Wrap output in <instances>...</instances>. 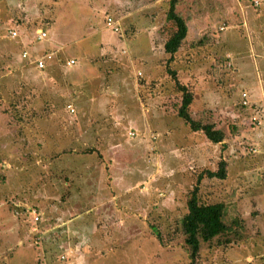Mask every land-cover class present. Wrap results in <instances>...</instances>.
I'll use <instances>...</instances> for the list:
<instances>
[{
	"label": "rangeland",
	"instance_id": "obj_1",
	"mask_svg": "<svg viewBox=\"0 0 264 264\" xmlns=\"http://www.w3.org/2000/svg\"><path fill=\"white\" fill-rule=\"evenodd\" d=\"M217 2L229 17L211 23ZM259 2L251 15L242 0H180L188 41L170 59L167 0H0V264H188L178 226L196 185L240 224L226 245L201 243L197 264H264V84L251 108L239 105L243 56L264 47ZM52 40L81 65H22L23 45ZM171 70L192 93L191 116L221 129V142L178 117ZM220 161L225 177H208Z\"/></svg>",
	"mask_w": 264,
	"mask_h": 264
},
{
	"label": "trees",
	"instance_id": "obj_2",
	"mask_svg": "<svg viewBox=\"0 0 264 264\" xmlns=\"http://www.w3.org/2000/svg\"><path fill=\"white\" fill-rule=\"evenodd\" d=\"M167 1H168V9L164 14L165 15L164 21L165 23L167 22L166 24L167 30H169L170 32L168 33L167 36L166 35L164 36L163 50L165 53L170 54V59H171L173 58L172 56H174V54L180 49L182 44L188 41L187 35L189 31L190 18L188 17V15H183L182 13L178 12L177 6L180 0H167ZM242 1L244 2V4L246 5L248 4L250 8L248 9V11L251 12V15H254V13L257 10H259V5H260L259 0H242ZM222 3L225 4V2ZM200 5L201 3L199 4V6ZM221 5H222L221 2H217L214 3L212 5V8H210L209 10L206 9L205 12H208L211 15V16L210 15L208 16V14L204 15L208 21L212 23L215 20L219 21L221 19H224V17L225 20L228 19L226 17H229L228 15L229 12L227 8L223 10ZM195 8L197 7L194 5V9H193L194 11L192 10V13L198 16L201 13H197ZM214 13H216L215 16H213ZM11 31H9L10 37L12 36ZM165 33L166 31L164 29V34ZM15 36H12L11 38H15ZM36 39L38 41L41 40V38H38V34H36ZM203 41H204V37L198 39L195 43L191 42L190 46H200L202 45ZM30 47L32 46L29 45L27 50L23 45V49L21 52L22 60L25 62H30V64H27L28 67L33 65L35 68L39 70H43L45 67L46 60L49 59H44V66L42 68L37 67V60L43 58L48 53L51 54V58H50L51 60H53L52 58H58L55 52L49 49H45L42 52L40 51L38 53L35 50L31 53ZM22 65L27 66L26 63H23ZM170 73L175 80V86L177 87V90L181 93V103L177 109L178 117H180L186 124H188V126L192 131H200L206 140L212 143L221 142L224 139V133L221 129L216 128L211 122H202L200 120L194 119L191 116L189 112V106L192 103V93L187 89L186 85L181 84L178 81V79L176 78V72L174 70H171ZM242 93H245L246 97H245V102H242V100L239 102L240 107L244 109L251 108L252 103H250L247 92L242 91L241 94ZM256 109L254 110L252 109V111L250 112L252 115L253 114L254 115L251 117L249 121L250 124H252L255 127L262 124L261 118H259L258 115H255V113L258 111V109L257 110ZM88 151L91 152L90 148L88 150H83L82 152H88ZM225 170H226L225 161H220L218 169L216 171L204 170V172L208 177L224 178ZM201 177L202 174H199L197 176L198 178L197 181H200ZM66 179L67 177H65V180ZM197 192H198V186L196 185L190 191V195L186 200V211L179 219V226H178V228L183 233L182 235L184 236V243L186 245L188 258H189L188 264H197V255L199 253L201 243L216 239L217 245H226L234 239L232 235L238 234L239 232L238 229L240 227V224L236 218L232 219L229 223L225 221L224 219L225 205L222 201L213 202V203H204L200 201ZM38 219L39 218H37V220Z\"/></svg>",
	"mask_w": 264,
	"mask_h": 264
},
{
	"label": "crops",
	"instance_id": "obj_3",
	"mask_svg": "<svg viewBox=\"0 0 264 264\" xmlns=\"http://www.w3.org/2000/svg\"><path fill=\"white\" fill-rule=\"evenodd\" d=\"M57 21H59V19ZM59 23L60 22L55 24V27H54L55 31L58 29L57 25ZM70 26L71 25H69L68 28H70ZM71 28L74 29V27H71ZM11 30H15V29L14 28L9 29V31H11ZM39 31H43V32L46 33V35L43 38H41L40 41L46 40L47 39V31L44 28H42V27L38 28L35 31V36L33 38L36 39V34H38ZM146 34H148V43L149 42L152 43L153 39H154V36L152 38V35H151L152 33H150V31L148 33H146ZM17 36H18V32L16 31V36L15 37H17ZM102 41H106L105 38H103ZM115 42H116V40H115ZM122 42H124V41L120 40V43H122ZM43 43H45V42H42L40 44H35L34 46L30 45V43H29V45L32 46V47H30L31 48V50H30L31 53L33 51H35V50L38 53L40 51L42 52L45 49H49V50L55 52V54L58 56V58H52L53 60H51V59L46 60L45 67H44L43 71L48 69L49 64H51V62H57V64L60 67H66V68H69V69L74 67V65H77V67L81 65L80 64V60L78 58H76L75 55L74 56H70V55L69 56H66V55L64 56V50H62L61 46L58 44V42L56 40H52L51 42H49L50 44L49 43L43 44ZM256 44L259 47H257L253 51L250 50L249 53L246 54V56H243L244 58H246L245 60L247 61L248 64H247V67H244V69L241 70L242 74H241V77H240L241 78L240 79V83H241V85L243 87V90L247 92L248 98H249V100L251 99V101H252V99L255 100V98H256L254 90L261 89L263 91V84H264V80L261 78L263 68L258 66V63L261 64V65H262V63H264V59H263L264 56H261V54H259L261 52V50H263L264 47H263V45H262L260 40H256ZM28 47L25 46V49L28 50ZM163 52H164V50H163ZM154 53H155L154 52V46L153 45L152 46L149 45L148 46V50H145V54H146L147 58L145 60H143L144 63L148 62L147 65H149L151 62L153 63ZM60 57H63V58H60ZM58 60H60V61H58ZM68 60H73L74 62L72 64L67 65L65 62L68 61ZM254 62L256 63V65H255ZM249 64L251 65V67L248 66ZM24 67L26 69L27 68H31V67H28V66H24ZM237 69H239V68H235V70H237ZM90 83H91V81H89V85H90ZM93 86L94 85H90L91 88H93ZM86 93L88 94V97H90V95L91 96L93 95L94 90L91 91V93H89V91L86 92ZM259 105L261 106L262 104H259ZM257 107H259V106H257ZM261 110H262L263 116H264L263 106H261ZM87 174H88V177L90 179V173L87 172ZM102 192H104V189L102 190Z\"/></svg>",
	"mask_w": 264,
	"mask_h": 264
},
{
	"label": "built area",
	"instance_id": "obj_4",
	"mask_svg": "<svg viewBox=\"0 0 264 264\" xmlns=\"http://www.w3.org/2000/svg\"><path fill=\"white\" fill-rule=\"evenodd\" d=\"M111 20H112L111 17H108V18H107V21H106V24H107V25H111ZM114 29H116V28L114 27ZM11 35H12V36H15V35H16V32H15L14 30H12V31H11ZM45 35H46L45 32H43V31H39V33H38V38H42V37H44ZM23 55H25V54H23ZM50 58H51V54L48 53V54H47L46 56H44L43 58L38 59V60H37V67H38V68H42V67L44 66V59H50ZM73 62H74L73 60H68V61L66 62V64L69 65V64H72ZM241 96H242V102H245L246 94H245V93H242ZM68 108H70V105H68ZM70 110L72 111L73 109L70 108ZM33 213L35 214V211H33ZM37 218H38V216H37V215H34V220H37Z\"/></svg>",
	"mask_w": 264,
	"mask_h": 264
}]
</instances>
